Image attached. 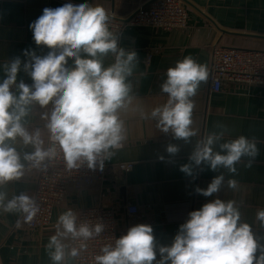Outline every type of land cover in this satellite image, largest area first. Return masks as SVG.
Here are the masks:
<instances>
[{
  "label": "clouds",
  "instance_id": "9594fccd",
  "mask_svg": "<svg viewBox=\"0 0 264 264\" xmlns=\"http://www.w3.org/2000/svg\"><path fill=\"white\" fill-rule=\"evenodd\" d=\"M36 45L50 49L38 56L24 50L28 58L23 71L33 83L17 82L22 61L19 57L3 66L5 77L0 82V213L15 214L16 227L31 224L41 211L40 204L27 192L9 198L5 190L10 182L22 180L33 171L47 174L50 167L63 161L67 170L87 165L99 167L124 147L127 127L122 114L135 99L129 78L137 67L135 51L118 47V38L112 28V15L102 5L66 3L56 8L46 7L43 14L30 24ZM109 55L114 60L105 66ZM72 58L74 66H69ZM210 69L192 55L177 60L166 71L161 91L166 102L154 107L151 113L139 109L141 118L154 119L156 127L173 138L190 142L197 135L192 127L196 97L202 83H207ZM47 108L42 115L46 121L47 138L40 128L30 131L26 126L33 105ZM223 128V126H219ZM223 131L212 132L196 142L189 159L195 166L207 165L212 171L226 169L235 174L242 158L246 165L258 155L257 142L240 135L219 143ZM21 148L32 151L21 153ZM217 144L219 150H216ZM177 145L169 144L167 152L176 154ZM223 153V154H222ZM163 159V157H161ZM193 175L192 164L180 169ZM238 190V181L217 175L207 189L196 188L198 194L212 196L225 186ZM256 219L264 226V209L257 210ZM73 210L62 211L54 225L55 233L45 245L51 264H70L87 249L86 241L98 236L104 225L77 223ZM80 240L79 248L66 240ZM94 257L95 264H264V244L258 242L247 222L242 221L240 207L235 200L219 198L205 203L189 213L170 246H159L153 228L138 224L127 234L107 244ZM259 253V255H257Z\"/></svg>",
  "mask_w": 264,
  "mask_h": 264
},
{
  "label": "crops",
  "instance_id": "0c3cea01",
  "mask_svg": "<svg viewBox=\"0 0 264 264\" xmlns=\"http://www.w3.org/2000/svg\"><path fill=\"white\" fill-rule=\"evenodd\" d=\"M155 0H0V82L5 77L3 66L16 57L22 61L17 82L33 83L23 71L28 58L24 50H32L38 56L48 53L45 45H36L30 24L43 14L46 7L56 8L66 3L79 5L98 3L119 19H128L138 9L149 6ZM188 12V27L170 31L146 26H127L118 38V47L135 51L138 62L133 76L135 97L129 110L122 114L127 127L124 147L110 159L107 177L82 187L69 186L64 202L55 209L52 224L47 228L32 229L23 224L17 228L18 215L0 213V264H51L45 245L55 233L58 215L67 209L76 215L86 208L100 205L114 210L117 231L126 235L130 227L147 224L153 228L159 246H170L180 226L189 219V213L199 210L205 203L219 198L235 200L240 207L241 219L247 222L259 243L264 244V226L256 219L257 210L264 209V88L246 85H225L219 93L211 91L210 78L202 83L196 97L193 113V128L197 135L189 143L173 138L156 127L154 119L141 118L139 109L150 114L154 107L166 102L167 94L161 91L166 80V71L186 55L210 68L215 46L238 49H264V0H181ZM150 57V61L147 58ZM114 57L105 58V66ZM69 66H74L68 58ZM51 105L41 108L33 105L26 126L30 131L40 128L47 138L46 121L41 117L50 112ZM223 126V128L219 126ZM223 131V143L244 135L257 142L258 155L251 167L248 157L242 158L235 174L226 169L212 171L209 166H195L189 157L196 142L206 135ZM177 145L179 151L169 154L167 146ZM217 144L216 150H219ZM21 153L32 151L21 148ZM223 154V153H222ZM163 157V159H161ZM118 163H131L132 170L125 172L111 169ZM192 164L193 175L182 172L181 166ZM223 174L238 181V190L225 186L212 196L196 192L207 189L211 181ZM36 175L33 171L20 181L10 182L6 187L9 198L13 194L27 192L34 196ZM136 205L135 217H127L126 206ZM71 239L65 243L70 245ZM259 255V253H257ZM70 264L73 259L68 258ZM155 264V262H153Z\"/></svg>",
  "mask_w": 264,
  "mask_h": 264
},
{
  "label": "built area",
  "instance_id": "2783aa9c",
  "mask_svg": "<svg viewBox=\"0 0 264 264\" xmlns=\"http://www.w3.org/2000/svg\"><path fill=\"white\" fill-rule=\"evenodd\" d=\"M112 15V28L115 34H120L127 26H146L166 31L186 29L188 27V12L181 0H155L149 6L138 9L128 19H119ZM150 61V57L147 58ZM211 91L219 93L227 85H246L264 88V49H238L217 45L212 52L210 65ZM48 135V133H47ZM109 164L105 161L103 170L99 167L89 169L87 165L79 169L67 170L63 161H58L48 169L47 174L37 172L34 197L40 204L41 211L31 224L32 229L47 228L52 224L55 209L61 205L68 193L69 186L77 188L91 185L95 181H103L107 177ZM131 163H118L111 169L125 172L132 170ZM136 205L126 206L127 217L138 215ZM77 223H97L104 225V230L93 239L86 241L87 249L73 260L74 264H95L94 257L102 254L100 249L112 244L120 238L117 231V218L113 209L96 205L80 211ZM80 240H71L70 246L79 248Z\"/></svg>",
  "mask_w": 264,
  "mask_h": 264
}]
</instances>
